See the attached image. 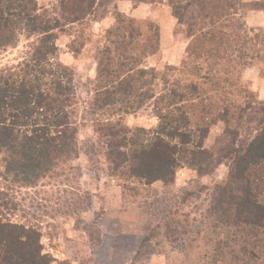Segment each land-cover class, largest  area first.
<instances>
[{
    "label": "trees",
    "instance_id": "obj_1",
    "mask_svg": "<svg viewBox=\"0 0 264 264\" xmlns=\"http://www.w3.org/2000/svg\"><path fill=\"white\" fill-rule=\"evenodd\" d=\"M107 1L60 0L53 15L40 11L37 0H0V51L16 47L24 34L34 37L17 65L0 69L1 161L5 176L23 186L78 154L74 71L60 59L57 40L67 24L84 21ZM168 2L189 38L180 65L164 71L141 66L133 53L138 38L145 57L160 44L159 26L151 21L142 24L143 35L116 10L117 24L106 31L92 108L128 113L149 105L158 118L156 128L146 130L107 117L101 125L111 138L106 157L120 173L165 184L183 164L205 173L228 162L227 179L210 191L212 252L205 258L209 264H264V100L241 80L242 70L264 55V33H254L243 17L245 0ZM218 121L226 127L214 152L204 143ZM169 220L166 227L174 224ZM53 262L39 229L0 219V264Z\"/></svg>",
    "mask_w": 264,
    "mask_h": 264
},
{
    "label": "rangeland",
    "instance_id": "obj_2",
    "mask_svg": "<svg viewBox=\"0 0 264 264\" xmlns=\"http://www.w3.org/2000/svg\"><path fill=\"white\" fill-rule=\"evenodd\" d=\"M37 1L40 11L60 12V0ZM245 1L243 17L262 12L252 17L263 24L248 25L255 27L254 33H264V0ZM256 2L260 8L251 9ZM116 10L133 19L143 35L147 34L143 23L159 26L160 44L154 54L144 56L143 37L133 48L141 66L164 71L185 59L186 27L168 0H108L94 15L60 30L59 56L73 69L77 89L78 154L32 186L5 176L0 154V219L39 229L43 252L54 259L53 264H209L205 256L212 252L210 191L227 179L228 162L205 173L183 164L175 181L165 184L120 173L106 157L111 138L101 125L107 117L112 122L122 119L132 128L152 130L158 125L149 105L128 113L119 107L92 108L98 59L107 29L117 24ZM33 40L24 34L16 47L1 50L0 69L17 65ZM241 80L264 100V55L242 70ZM225 127L223 121L211 126L204 143L207 149L216 152ZM169 218L174 224L166 227Z\"/></svg>",
    "mask_w": 264,
    "mask_h": 264
},
{
    "label": "crops",
    "instance_id": "obj_3",
    "mask_svg": "<svg viewBox=\"0 0 264 264\" xmlns=\"http://www.w3.org/2000/svg\"><path fill=\"white\" fill-rule=\"evenodd\" d=\"M257 13H262V12H257ZM256 12H252L250 15L247 16V23L251 24V25H261L263 24L262 22H259L258 20H256V17H252L254 15L257 14Z\"/></svg>",
    "mask_w": 264,
    "mask_h": 264
}]
</instances>
